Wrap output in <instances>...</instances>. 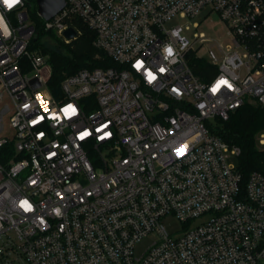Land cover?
<instances>
[{
  "label": "built area",
  "instance_id": "1",
  "mask_svg": "<svg viewBox=\"0 0 264 264\" xmlns=\"http://www.w3.org/2000/svg\"><path fill=\"white\" fill-rule=\"evenodd\" d=\"M65 2L51 19L39 15L42 27L68 43L83 23L105 64L66 75L55 91L48 55L30 49L27 1L0 2V102L12 103L0 109V264H264V173L245 177L229 160L241 148L207 125L264 105V0ZM206 7L227 27L225 46L189 37V24L166 26ZM203 47L217 70L208 79L190 63ZM257 143L264 149V129ZM168 214L182 232L168 231Z\"/></svg>",
  "mask_w": 264,
  "mask_h": 264
},
{
  "label": "trees",
  "instance_id": "2",
  "mask_svg": "<svg viewBox=\"0 0 264 264\" xmlns=\"http://www.w3.org/2000/svg\"><path fill=\"white\" fill-rule=\"evenodd\" d=\"M33 12V18L36 20L37 37L31 41L30 49H38L48 55L52 66L49 86L52 90L60 87L62 79L71 73L84 67H94L104 65L105 61L97 57L101 53L93 44L95 33L83 23L78 22V28L81 31L77 38L71 42H65L52 30H45L42 27V18L37 11L36 0H26ZM52 38L56 45L48 44L46 39ZM36 42V44H35ZM190 63L195 72L205 76V69H210V63L201 57L190 59ZM211 132L220 136L231 145H237L241 148L238 155L237 167L245 177H248L254 170L264 173V149L257 143L259 131L264 129V105L259 103L246 102L242 106L232 111L227 119L216 116L207 121Z\"/></svg>",
  "mask_w": 264,
  "mask_h": 264
},
{
  "label": "rangeland",
  "instance_id": "3",
  "mask_svg": "<svg viewBox=\"0 0 264 264\" xmlns=\"http://www.w3.org/2000/svg\"><path fill=\"white\" fill-rule=\"evenodd\" d=\"M27 8L29 10L31 20L33 22H36V20L33 18V12L31 10L30 6L27 5ZM195 22H199L200 26L198 28L193 27ZM179 23L190 25V30L185 31V33L189 37H194L195 32H205V34L208 37H212L216 42H220V43L224 44V46L226 44L230 43V39L227 37V27H226L224 21L222 20L221 16L216 11L212 10L210 7L204 8L198 15H196L194 17L183 19V18L176 16V17L172 18L170 21L166 22V26L168 28H171L174 25L179 24ZM46 42L48 44H52V45H56V43H57L52 38H48V37L46 39ZM35 44H36V42H35ZM35 49L38 50L40 48L36 47ZM213 50L216 52V54L219 57L221 56V52H220L217 44L213 45ZM193 55L194 54H192L190 56V59ZM195 56L196 55H194V58H195ZM198 56L207 60L208 50L205 47H203L200 50ZM204 72H205L204 73L205 76L208 74H211L214 76L217 73V70L216 69L211 70V68L210 69L206 68ZM199 75L202 76L200 73H199ZM4 104H9L10 106L12 105L10 99L6 98L3 102H0V109ZM9 114L10 113H6L4 115V118H3V122H4L6 129L9 128V125H8L9 124ZM229 160L231 162H234L237 164L238 156L234 155V156L230 157ZM204 219H206V216L196 219L193 222V225H198ZM162 222L164 223V225L166 226L168 231L174 235L182 232V230H183L182 221L174 214L166 215L165 217H163ZM153 239H154L153 235H149V236L141 239L136 245V254L137 255L141 254L145 250V248L150 244V242L153 241Z\"/></svg>",
  "mask_w": 264,
  "mask_h": 264
},
{
  "label": "water",
  "instance_id": "4",
  "mask_svg": "<svg viewBox=\"0 0 264 264\" xmlns=\"http://www.w3.org/2000/svg\"><path fill=\"white\" fill-rule=\"evenodd\" d=\"M36 4L39 15L49 20L65 7L66 2L65 0H36ZM64 34L67 38H73L77 31L73 27H68ZM31 83L35 87L40 85L38 78H33Z\"/></svg>",
  "mask_w": 264,
  "mask_h": 264
},
{
  "label": "snow or ice",
  "instance_id": "5",
  "mask_svg": "<svg viewBox=\"0 0 264 264\" xmlns=\"http://www.w3.org/2000/svg\"><path fill=\"white\" fill-rule=\"evenodd\" d=\"M7 3L11 7L15 3V0H7ZM168 51H169V54H171V49H169ZM159 71L164 72L165 69L160 68ZM148 79H149V81H152V80L156 79V77L151 72H149L148 73ZM225 84H227V81H224V80L219 81L218 84L216 85V87H214L212 89V91L215 92L221 85H225ZM41 103L43 104V101L42 100H41ZM25 107H28V105H25ZM63 111L68 116H72V115H75L76 114V109L72 105H69L68 107H66L65 109H63ZM40 119H43V118L41 117ZM35 122L36 121H33V123H35ZM106 126L107 125H105V127ZM97 131H100V129H97ZM89 135H90V133L88 131H83V132L80 133V139H83L84 137H87ZM100 139H103V137H100ZM177 154L178 155L180 154V150L179 149L177 150ZM21 203H22V206L26 210H29L30 209L31 206L28 204L27 201H22Z\"/></svg>",
  "mask_w": 264,
  "mask_h": 264
},
{
  "label": "clouds",
  "instance_id": "6",
  "mask_svg": "<svg viewBox=\"0 0 264 264\" xmlns=\"http://www.w3.org/2000/svg\"><path fill=\"white\" fill-rule=\"evenodd\" d=\"M0 2H2L9 10H11V8L14 6V5H17L21 2V0H15V3L10 7L7 3V0H0ZM229 87H231V85H229Z\"/></svg>",
  "mask_w": 264,
  "mask_h": 264
}]
</instances>
